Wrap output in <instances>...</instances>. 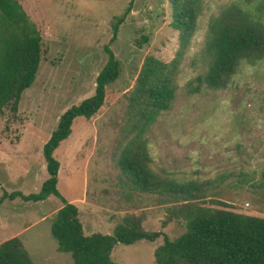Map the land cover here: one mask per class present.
<instances>
[{"label":"rangeland","instance_id":"rangeland-1","mask_svg":"<svg viewBox=\"0 0 264 264\" xmlns=\"http://www.w3.org/2000/svg\"><path fill=\"white\" fill-rule=\"evenodd\" d=\"M130 0H30V20L41 28L40 61L31 86L21 93L17 111L0 117V196L39 191L46 180L43 144L59 116L91 96L94 79L106 62L107 47L119 64L117 79L106 88L105 104L90 120L77 118L68 138L52 156L58 163L56 190L78 211L83 236L110 234L127 216L153 242L115 244L114 264H155L162 235L173 240L184 229L191 206L264 218V55L240 60L224 88L188 90L206 69L202 47L209 21L236 6L264 32V0H199L194 31L179 51L167 0H132L130 12L112 39L114 18ZM34 12L36 14H34ZM146 57L176 60L174 98L140 138L146 166L160 177L191 183L197 200L171 201L143 193L119 165L130 136L128 97ZM60 200L19 198L0 202V243L19 239L33 264H73L56 250L50 224Z\"/></svg>","mask_w":264,"mask_h":264},{"label":"trees","instance_id":"trees-1","mask_svg":"<svg viewBox=\"0 0 264 264\" xmlns=\"http://www.w3.org/2000/svg\"><path fill=\"white\" fill-rule=\"evenodd\" d=\"M30 0H0V117L5 109L17 111L21 93L34 81L40 61L41 28L31 21ZM171 7V27L178 35L179 51L185 48L195 27L199 0H167ZM132 0L120 16L114 18L112 39L117 27L130 12ZM34 14H36L34 12ZM106 62L94 79L93 94L62 113L55 129L43 144L41 155L45 163L46 180L39 191L22 195L3 192L0 202L19 198L25 202H41L49 196L60 200L54 213L50 236L56 250L68 253L73 264H114L110 252L115 244L131 245L137 241H155L159 232H146L134 216L123 218L110 234L83 236L77 208L60 197L56 190L58 163L53 152L71 133L77 118L90 120L104 106L106 88L118 76L119 64L112 52L104 47ZM205 71L196 76L191 92L200 89L218 90L226 86L240 60L264 55V32L248 12L231 6L212 18L203 42ZM176 60L161 63L146 57L128 97V127L130 136L122 149L120 168L132 185L143 193H157L177 202L197 200V188L191 183H179L160 177L146 166V154L140 138L174 98L173 76ZM185 231L173 240L162 235V243L153 251L155 264H264V218L233 211L227 206L210 209L191 206L184 213ZM0 264H33L19 239L0 243Z\"/></svg>","mask_w":264,"mask_h":264},{"label":"crops","instance_id":"crops-1","mask_svg":"<svg viewBox=\"0 0 264 264\" xmlns=\"http://www.w3.org/2000/svg\"><path fill=\"white\" fill-rule=\"evenodd\" d=\"M61 207V205L58 207V209ZM3 242V241H2Z\"/></svg>","mask_w":264,"mask_h":264}]
</instances>
